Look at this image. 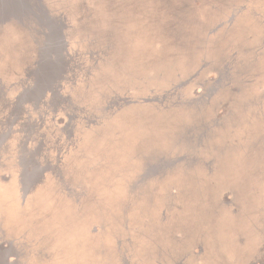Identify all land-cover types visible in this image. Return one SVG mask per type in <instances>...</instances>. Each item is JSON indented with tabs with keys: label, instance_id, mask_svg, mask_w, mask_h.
<instances>
[{
	"label": "rangeland",
	"instance_id": "374dc122",
	"mask_svg": "<svg viewBox=\"0 0 264 264\" xmlns=\"http://www.w3.org/2000/svg\"><path fill=\"white\" fill-rule=\"evenodd\" d=\"M44 2L66 51L0 24V155L30 138L38 167H0L12 264H264V73L203 95L264 56V0ZM61 51L64 78L24 98Z\"/></svg>",
	"mask_w": 264,
	"mask_h": 264
},
{
	"label": "water",
	"instance_id": "95a60500",
	"mask_svg": "<svg viewBox=\"0 0 264 264\" xmlns=\"http://www.w3.org/2000/svg\"><path fill=\"white\" fill-rule=\"evenodd\" d=\"M10 21L21 24H26L29 21L27 24L39 25V27H42V38L44 40L47 39L52 45L60 41L61 45L64 46L63 50L66 51V40L63 31L66 24L62 23L61 18L53 16L48 11L44 0H0V24L4 25ZM40 49L39 47L38 56H41ZM63 53L61 51L55 56H63ZM258 70H262V73H264V56H236L231 62L218 66L217 78H212L210 88H207V91L203 94L207 98L206 101L210 103L217 91L227 85H235L239 88L249 85L253 78L260 75ZM145 101L149 102L152 99ZM27 174L29 175V172L23 173L24 176H27Z\"/></svg>",
	"mask_w": 264,
	"mask_h": 264
},
{
	"label": "flooded vegetation",
	"instance_id": "af4514ba",
	"mask_svg": "<svg viewBox=\"0 0 264 264\" xmlns=\"http://www.w3.org/2000/svg\"><path fill=\"white\" fill-rule=\"evenodd\" d=\"M60 87V85H59ZM59 87H57L55 89V91H58ZM52 96V90H49V91H46L44 96H43V101H42V104L44 105L46 103V99L47 98H51ZM21 139V138H20ZM20 139L18 138H15V140H13V150L8 153L7 155L3 156V155H0V167L3 166V160L4 159H8L10 163H12V173L14 174V182L16 184V186H18V184L20 183L22 177L24 176L23 173H26V171H28V169L26 168L28 165V163L26 164V162H31V166L29 167L30 169H33V168H38L36 167L35 165H32V162L34 161V157H32L34 154H32L33 152V140L28 138V140H26L25 142H23L21 144V146L23 148L18 147L19 143H20ZM31 153V154H30ZM29 154V155H28ZM30 155L31 156V159H30ZM40 167V165H38ZM26 168V169H25ZM40 169V168H39ZM10 176L9 174L7 175H1L0 176V182L1 184H4L6 183L8 180H9ZM0 249L1 252H0V259H3L2 262H5V264H12V262L14 261L15 259V256L13 255H10V256H6L5 253L7 252L6 250V245H3L1 246ZM13 260V261H12Z\"/></svg>",
	"mask_w": 264,
	"mask_h": 264
},
{
	"label": "trees",
	"instance_id": "16d2710c",
	"mask_svg": "<svg viewBox=\"0 0 264 264\" xmlns=\"http://www.w3.org/2000/svg\"><path fill=\"white\" fill-rule=\"evenodd\" d=\"M51 57V61L50 60ZM56 59L55 61H52L53 59ZM61 56H47V60H46V65L45 68L47 70H44L45 72L43 74H41L40 76H38L36 78V83H34V88L29 91L28 93H26V95H24L25 97H37L38 94H40L42 91L46 90L47 88L50 89H54L55 83L58 79L59 76H57V74H54V72H52V68L54 67V65L59 64L61 65L63 61ZM50 63V65H48ZM53 74V75H52ZM19 104L16 107V110L19 109Z\"/></svg>",
	"mask_w": 264,
	"mask_h": 264
},
{
	"label": "bare ground",
	"instance_id": "6f19581e",
	"mask_svg": "<svg viewBox=\"0 0 264 264\" xmlns=\"http://www.w3.org/2000/svg\"><path fill=\"white\" fill-rule=\"evenodd\" d=\"M46 60H47V56H44L43 58H42V63H41V65L39 66V69L34 73L35 75H34V79H33V83H36V78L38 77V76H40L41 74H43L45 71L44 70H47L46 68H45V66H47L46 65ZM49 61H51V57H50V60ZM52 61H55L56 62V59L54 58ZM61 61H63L62 62V64L61 65H59V64H56V65H54V67L52 68V72H54V74H57V76H59V79L62 77V75H63V72H64V67H65V61L64 60H61ZM57 63V62H56ZM48 65H50V63L48 64ZM53 75V74H52ZM58 79V80H59ZM58 80L56 81V82H54L55 84L58 82Z\"/></svg>",
	"mask_w": 264,
	"mask_h": 264
}]
</instances>
